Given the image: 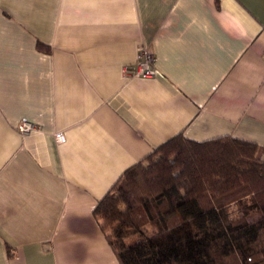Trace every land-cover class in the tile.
Here are the masks:
<instances>
[{"label": "crops", "instance_id": "obj_1", "mask_svg": "<svg viewBox=\"0 0 264 264\" xmlns=\"http://www.w3.org/2000/svg\"><path fill=\"white\" fill-rule=\"evenodd\" d=\"M178 135L264 160V0H0V264H120L94 209Z\"/></svg>", "mask_w": 264, "mask_h": 264}, {"label": "trees", "instance_id": "obj_2", "mask_svg": "<svg viewBox=\"0 0 264 264\" xmlns=\"http://www.w3.org/2000/svg\"><path fill=\"white\" fill-rule=\"evenodd\" d=\"M94 215L120 264H264L261 151L178 135L127 168Z\"/></svg>", "mask_w": 264, "mask_h": 264}, {"label": "built area", "instance_id": "obj_3", "mask_svg": "<svg viewBox=\"0 0 264 264\" xmlns=\"http://www.w3.org/2000/svg\"><path fill=\"white\" fill-rule=\"evenodd\" d=\"M155 60L156 57L149 48L146 46H140L135 62L127 66L125 72L134 77L150 78L156 74ZM34 128L35 125L29 121H24L19 124V129L23 133ZM56 140L58 142H65L66 137L63 133H57Z\"/></svg>", "mask_w": 264, "mask_h": 264}]
</instances>
